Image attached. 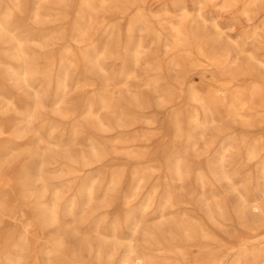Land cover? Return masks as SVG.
<instances>
[{"label":"rangeland","instance_id":"rangeland-1","mask_svg":"<svg viewBox=\"0 0 264 264\" xmlns=\"http://www.w3.org/2000/svg\"><path fill=\"white\" fill-rule=\"evenodd\" d=\"M197 1L21 0L20 26L12 34L21 39L33 67L31 76L44 100L41 111L51 114L56 88L67 84L61 139L75 159L51 158L41 176H185L191 188L203 176L214 215L209 223L211 250L222 256L223 264H233L243 248L260 249L252 264H263L264 0L253 7L249 18L241 13L245 0H237L234 6L229 5L230 0ZM36 3L48 12L43 10L35 17ZM13 5V0H0V17ZM184 10L192 15L187 25L195 21L201 33L215 39L216 48L229 51V63L219 64L215 57L204 59L195 49L175 48L171 25ZM212 21L220 25L222 34L215 32ZM129 25H133L131 33ZM254 28L257 38L250 35ZM80 48L86 51V69L79 59ZM135 50L141 55L136 65L132 62ZM94 62L103 70L92 69ZM0 67V73L5 74L4 66ZM229 71L234 72L232 77ZM129 72L132 76L127 78ZM211 73L230 81L225 93L228 104L237 101V95L248 96L253 87L259 88V92L254 90L251 107L237 105L243 116L227 115L216 103L221 90L209 79ZM1 74L0 92L23 111L28 102L23 91ZM107 83L121 92L118 103L116 94L105 91ZM191 85L209 104L211 121L206 129L194 131L190 123L192 114L202 112L193 100ZM103 99L113 102L112 119L101 107ZM89 109L101 117V123L89 115ZM178 123L183 124L180 135L176 133ZM113 145L124 149L106 153ZM26 157H19L17 164H24ZM30 160L28 176L39 186L36 169L41 158ZM60 161L65 164L63 172H49ZM8 181L1 177L0 185ZM14 192L19 203L20 192L15 187ZM256 203L261 211L254 210ZM134 244H140L139 240Z\"/></svg>","mask_w":264,"mask_h":264},{"label":"bare ground","instance_id":"bare-ground-1","mask_svg":"<svg viewBox=\"0 0 264 264\" xmlns=\"http://www.w3.org/2000/svg\"><path fill=\"white\" fill-rule=\"evenodd\" d=\"M236 1L228 3L234 6ZM262 1L245 0L242 15L249 18L253 7H258ZM13 2L9 12L0 17V66L5 70V74H0L9 77L12 85L23 91L28 102L23 111H18L12 98L0 92V178L10 181L0 185V264H221V261L223 264L222 256L213 252L209 244V223L214 215L209 187L203 176L198 177L192 188L185 176H74L69 179L41 176L46 171L44 165L51 158L57 161L72 158L61 139L64 130L60 125L66 119L62 107L67 84L64 82L56 88L51 114L41 111L44 100L36 89V79L31 76L33 67L21 39L12 34V30L20 26L23 12L21 0ZM43 10L48 12L36 3L35 17ZM191 16L184 10L177 23L171 25L175 48L186 52L195 49L204 59L215 57L219 64L229 63L227 49L216 48L215 39L201 33L195 21L187 25ZM199 18L203 23L208 21L201 13ZM211 26L217 34H222L216 21H212ZM132 29L133 25H129L128 32ZM250 35L257 38L259 34L254 28ZM80 49L79 59L86 69V51ZM248 54L253 59L252 52ZM237 57H233L236 60L232 63L237 62ZM140 60V53L133 51V64ZM90 66L103 70L97 62ZM233 73L227 72L231 77ZM209 75L212 83L220 85L216 103L226 109L227 115L241 117L237 105L251 107L254 104V90L259 92V88L253 87V94L248 96L237 95V101L228 104L225 93L230 88V81L214 73ZM126 76L130 78L132 73ZM109 86L107 83L105 91L111 96L116 94L118 103L121 92ZM190 89L202 111L192 114L190 123L194 131L206 129L211 121L207 116L209 104L196 93L193 85ZM112 103L106 99L101 101L109 119L113 117ZM89 115L101 123V117L92 109H89ZM82 127L85 129L86 125L82 124ZM176 133H183L182 123L176 125ZM122 149L113 145L105 152L115 153ZM24 154L27 161L18 165L19 157ZM34 156L41 158L36 169L39 186H34L28 176L32 168L30 159ZM64 166L60 161L49 172L59 174ZM176 173L180 174L178 167ZM14 187L20 192L19 203ZM117 200L119 205H116ZM253 208L263 209L258 203ZM135 240L140 244L135 245ZM260 252V249L245 247L233 264H252Z\"/></svg>","mask_w":264,"mask_h":264}]
</instances>
